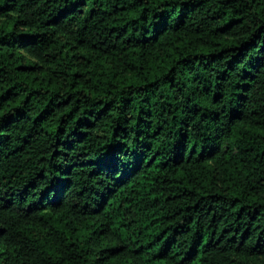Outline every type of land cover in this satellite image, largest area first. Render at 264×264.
Masks as SVG:
<instances>
[{
	"label": "trees",
	"instance_id": "trees-1",
	"mask_svg": "<svg viewBox=\"0 0 264 264\" xmlns=\"http://www.w3.org/2000/svg\"><path fill=\"white\" fill-rule=\"evenodd\" d=\"M0 264H264V0H0Z\"/></svg>",
	"mask_w": 264,
	"mask_h": 264
}]
</instances>
